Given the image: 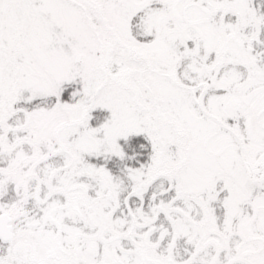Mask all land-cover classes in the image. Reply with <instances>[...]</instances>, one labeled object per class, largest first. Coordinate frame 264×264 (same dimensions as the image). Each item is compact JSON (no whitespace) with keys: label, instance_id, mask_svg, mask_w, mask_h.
<instances>
[{"label":"snow or ice","instance_id":"obj_1","mask_svg":"<svg viewBox=\"0 0 264 264\" xmlns=\"http://www.w3.org/2000/svg\"><path fill=\"white\" fill-rule=\"evenodd\" d=\"M0 264H264V0H0Z\"/></svg>","mask_w":264,"mask_h":264}]
</instances>
